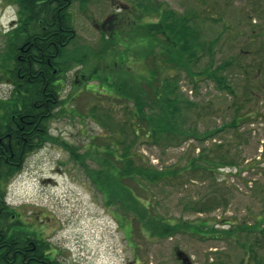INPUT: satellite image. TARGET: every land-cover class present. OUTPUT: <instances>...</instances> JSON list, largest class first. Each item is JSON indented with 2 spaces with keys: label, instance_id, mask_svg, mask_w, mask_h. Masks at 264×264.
<instances>
[{
  "label": "rangeland",
  "instance_id": "1",
  "mask_svg": "<svg viewBox=\"0 0 264 264\" xmlns=\"http://www.w3.org/2000/svg\"><path fill=\"white\" fill-rule=\"evenodd\" d=\"M154 1L195 16L204 41H215L211 52L215 65L234 61L226 72L229 86L222 89L200 73L210 61L208 54L190 69H179L180 92L197 104L184 118L200 140L189 137L169 147L145 137L146 132H154L146 127L159 106L155 87L174 71L172 66L164 67L153 87L146 83L153 66L148 54L153 56L156 39L163 44V36L149 24L160 23L162 16L142 13L139 5ZM4 3L0 116L15 97L6 72L13 64L9 49L15 26L10 23L18 6L9 0ZM68 11L76 38L62 61L69 65L72 57L81 63L60 76L58 104L45 125V141L25 155L19 172L0 182L6 206L12 214H20V231L41 246L47 243L52 257L64 264H184L178 251L191 264H256L246 252L252 244L264 264V0H74ZM114 32L120 39L111 37ZM139 33H148L150 43L136 42ZM154 51L157 54L160 45ZM251 64L257 67L252 86L244 74ZM136 111L142 118H136ZM121 141L131 146L135 164L184 167L188 157L201 156L203 151L208 161L215 159L210 172H203L205 177L200 174L187 181L191 173L187 170L179 180L184 185H160L156 192L145 194L155 204V212L173 223L182 218L193 226L202 225V236L177 231L168 238L151 237L138 219L141 214L135 203L125 200L121 189L110 195L113 192L103 186L105 178L97 171L109 160L120 163L106 153L118 154ZM221 156L232 163L220 164ZM212 199L222 202L211 212L190 209L192 202Z\"/></svg>",
  "mask_w": 264,
  "mask_h": 264
},
{
  "label": "trees",
  "instance_id": "2",
  "mask_svg": "<svg viewBox=\"0 0 264 264\" xmlns=\"http://www.w3.org/2000/svg\"><path fill=\"white\" fill-rule=\"evenodd\" d=\"M139 6L143 9L142 13L162 16L160 23L156 24L153 21L151 24L147 23L151 25V29H154L156 34L163 36V44H161L159 39H156L158 42L155 47H152L151 51L153 56L150 57L148 54L153 66L152 70H150L152 71L150 73L151 77L145 79L146 83L148 85L151 84L153 87V81H157L164 67L172 66V70H174L170 72L167 78L161 77L163 81L159 79V84L155 87L156 93L159 94V106L156 110H152L151 115L148 114L152 120V124L150 123V125L148 124L149 127H146L149 131L152 128L154 132H146L145 137H149L155 145L162 146L164 144L165 147L173 146V144L180 145L183 143V140H187L189 137L200 140V136L194 131L195 128L188 123L187 118H184V115L190 113L191 109L196 107L197 104L183 96L180 92L179 81L181 72H179V69L181 67L190 69L189 65H196L205 54H208L210 55V61L207 67L200 73L206 76L207 79L214 81L222 89L227 88L226 72L232 66L233 60L215 65V60L214 58L212 59L211 53L215 41H209L210 43L204 41L202 31L198 28L196 18L192 14L188 12L180 14L174 10L165 9L162 2L159 1L146 5L140 4ZM28 15L48 22L54 16L57 23L55 26L17 24L11 33L10 37L12 40L10 42L9 54L13 58V64L12 67L10 66L11 68L7 65L8 70L6 74L10 76L15 88V97L14 101L12 100L11 102L12 105L9 110L5 109V112L0 116V132H2L3 128L6 129V125L9 124L13 130H17L11 121V115L19 114L20 107L31 109L34 113H37L41 109V114L43 115L44 112L42 111L45 105L42 104V107L37 109L34 103L39 99L43 102L44 96L42 93L44 91L50 94L51 91L55 90L56 104H58L61 89L59 83L61 74L67 72L68 69L70 70L76 62H79L78 64L81 63V59L72 57H69V65L66 61H62L67 54V47L76 38V33L73 30L72 16L68 9L51 11L46 8H36L28 11ZM54 31L57 33L56 37L53 35ZM24 34L27 36H38L41 39L38 38L37 41L30 40L28 42L24 39ZM147 36L148 33H139V36L136 34L134 38L136 42H145L146 46L150 43ZM165 36L168 42L165 41ZM111 37L115 40L117 38L120 39L115 32ZM23 45H25L27 52L21 58L23 53L21 52V47ZM157 45H160V51L156 54V51L153 52V48H156ZM37 61L40 63L38 64ZM54 70L56 74L53 73ZM190 73L192 76H200L197 72L190 71ZM55 80L57 83L54 85L53 82ZM45 88L46 90H44ZM135 116L136 118H142L137 111ZM140 122L143 121L140 120ZM236 122L237 118L234 119L233 123ZM45 123L47 122L43 118L41 124L44 126L42 127L41 125V128L44 131L47 130ZM44 131H41L40 134H43ZM132 131L135 137H139L137 129L135 130L133 127ZM214 135L215 132L209 134L206 139L212 138ZM136 140L137 138H134L130 145H133ZM166 141L168 143H165ZM161 142L162 144H160ZM130 145H127L126 141L119 142L120 150L118 154L109 150L106 155L110 156V158H115L120 163H114L113 160H109L103 163L102 166L100 165L101 169L97 171L98 176L105 178L103 186H107L108 190L111 193L113 192L110 195L115 196V191L121 189L125 200L135 203L137 211L141 214L140 217L138 216V219L142 221L143 225L145 224L143 227H145V230H147L148 235L151 237L168 238L176 234L177 231L190 232L193 235L202 236L204 234V231L201 229L202 225L193 226L182 218H179V222L173 223L170 218L155 212V204L145 194L154 191L160 185H184L185 183H180L179 180L182 179L181 176L187 170L191 171L187 175V181L188 179H198L200 174L202 175L200 178H203V176L205 177L203 175L205 173L203 172H210V167L216 163L215 159L212 158L208 161L205 158L207 153L203 151L201 156L197 155L193 159H189L188 157L184 167L175 165L157 168L155 165L143 163L142 161L139 164H135V160L133 159L134 154L132 156ZM216 153H218L217 149ZM1 157L0 182L3 178H10L21 169V165L16 168L10 167L9 161L11 159L7 161L4 159V156ZM218 161L220 164L232 163L226 156L219 157ZM125 182H131L133 186L127 187ZM153 196L155 197V195ZM221 202V199L190 202V209L195 213L211 212L218 205H221ZM12 213L13 209L6 206L4 191L0 190V264H64L52 257L53 252L47 243H42L41 246L32 237H27L28 235L23 233L22 229L20 231L19 228L22 227L21 221L18 219L12 220ZM11 220L15 223L10 224L9 221ZM224 225L232 224L225 223ZM131 232H133V228ZM226 233L232 236L230 231ZM254 250V244L246 247V252L251 254V259L256 264H263L262 260L254 253ZM242 264H244L243 261Z\"/></svg>",
  "mask_w": 264,
  "mask_h": 264
},
{
  "label": "flooded vegetation",
  "instance_id": "3",
  "mask_svg": "<svg viewBox=\"0 0 264 264\" xmlns=\"http://www.w3.org/2000/svg\"><path fill=\"white\" fill-rule=\"evenodd\" d=\"M4 1L5 0H1L0 2V9L3 7V10L5 9V7H7V5H4ZM9 2L12 5L18 6L17 14L10 23L11 27L16 26L17 24H28L29 26L44 24L55 26L57 20L54 16L53 19L48 22L43 19L33 18L31 15H28V11L36 8H46L51 11H56L58 9L69 10V8L73 5L74 0H9ZM56 34L57 33L54 31L53 35H55V37ZM38 38L41 39V37L38 36H27L24 34V39L28 42H30V40L37 41ZM21 52H23L21 55L22 58L23 54L27 52V50L25 49V45L21 47ZM37 63L39 64L40 62L37 61ZM256 68L257 67L255 64H251L248 65L244 71V74L247 76V79L249 81L248 84L251 86L254 83L251 77ZM258 72L259 74H261L260 69L258 70ZM53 73L55 74L56 71L54 70ZM53 83L55 85L57 81L55 80ZM226 85L229 86V84ZM46 88L44 90H46ZM42 95L44 96L43 102L41 99H39L34 103V105L37 107V109L41 108L42 104L45 105L42 111L44 112L43 115L41 114V109L37 113H34L31 109H23L20 107L19 114L11 115V121L14 123L17 130H13L9 124L6 125V129L3 128L2 132H0V159L2 158L1 156H4V159H6L7 161L11 159V161H9L11 164L10 167L16 168L20 166L25 158V155L31 152H36L40 148L42 142L45 141V139H42L41 135L46 134L47 130L44 131V129L41 128V122L43 118H45L46 122L52 119V111L56 104V92L55 90H53L49 94L44 91ZM33 123L34 125L32 126ZM43 126L44 125H42V127ZM41 131H44L43 134H40ZM19 215L20 214L11 215L12 220H16L17 218L19 221H21Z\"/></svg>",
  "mask_w": 264,
  "mask_h": 264
},
{
  "label": "water",
  "instance_id": "4",
  "mask_svg": "<svg viewBox=\"0 0 264 264\" xmlns=\"http://www.w3.org/2000/svg\"><path fill=\"white\" fill-rule=\"evenodd\" d=\"M177 257L183 261L184 264H191V260L186 254L182 251L177 252Z\"/></svg>",
  "mask_w": 264,
  "mask_h": 264
}]
</instances>
